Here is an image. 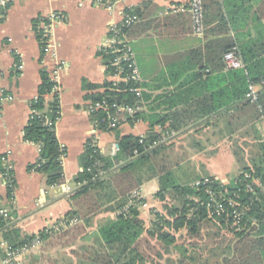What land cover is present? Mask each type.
<instances>
[{"label": "crops", "instance_id": "1", "mask_svg": "<svg viewBox=\"0 0 264 264\" xmlns=\"http://www.w3.org/2000/svg\"><path fill=\"white\" fill-rule=\"evenodd\" d=\"M189 1L109 0L110 4L99 5L95 0H7L6 8L0 12V90L13 100L0 110V160L9 153L16 180L15 201L11 206L14 215L8 229L22 236H36L72 211V193H68L67 187L76 186L80 157L89 140L96 142L104 156L111 155L112 144L118 141L116 134L102 132L92 123L88 97L102 91L104 84L112 80L99 52L109 42V29L122 25L128 10L139 11L128 42L148 96L147 110L155 109L154 113L165 121L154 132L173 133L164 154L173 163L174 180L181 185H193L215 178L227 184L237 178V175L230 178V165L237 164L235 151H229L230 140L240 134L256 141L257 126L264 116L257 118V103H251L246 96L248 106L231 100L229 70L224 60V69L204 64L200 70L186 72L185 64L190 59L193 63L194 56L188 59L185 54L201 49L205 55L206 44L217 45L229 29L228 36L235 38L230 18L242 6L257 8L258 38L259 31L264 29V0H219L221 13L212 0H204V5H212V12L208 24H204L203 36L194 34L193 19L187 10ZM55 12L62 14L64 20L54 25L53 48L45 53L34 22ZM219 14H223L228 27ZM252 32L255 37L256 30ZM62 61L66 66L57 78L61 115L56 134L66 155L62 165L65 190L59 193L56 191L59 185L49 186L43 174L28 170L36 163L39 148L25 141L24 129L32 115L31 102L38 96L41 71L50 74ZM19 63L24 67L22 72L16 70ZM197 73L202 76L199 81L206 85L193 83L180 87L186 76ZM255 86L259 92L260 88ZM232 106L236 107L231 110ZM258 130L264 135L260 127ZM149 131L147 122L131 123L129 118L119 128L121 137L141 138ZM70 181H74L73 187ZM148 186L159 191V179L145 181L137 189L147 191ZM0 205L1 208L9 205L1 169ZM2 243L0 235V264L5 258Z\"/></svg>", "mask_w": 264, "mask_h": 264}, {"label": "trees", "instance_id": "2", "mask_svg": "<svg viewBox=\"0 0 264 264\" xmlns=\"http://www.w3.org/2000/svg\"><path fill=\"white\" fill-rule=\"evenodd\" d=\"M212 1L217 12L221 13L222 7L219 0ZM212 5L207 3L204 5V24L206 25L208 24V15L212 12ZM235 10L236 8H234ZM127 15L138 18L139 11L128 10ZM218 16H221L225 27H228V22L224 20L223 14ZM38 22L39 20L34 22L35 30H37ZM230 22L231 29L235 32V38L228 36L229 29L228 34L223 33L226 37L219 40L217 45L214 42L206 44L205 55L201 49L185 54L188 59L194 56V62L191 63L190 59L185 64V69L186 72L200 70L204 64L224 69V54L233 47H237L245 68L229 70L230 98L235 103H244L248 106L249 102L245 100L248 87L251 83L257 85L260 88L259 100L256 104L257 118H260L264 116V29L259 31L257 38V8L254 10L253 6H242L236 10L234 16L231 15ZM134 25L133 23L128 28L121 25L125 40H129V33ZM253 29L256 30L255 37ZM99 55L103 57L107 74L114 75L115 67L112 64L114 55L111 50L102 49ZM201 77V74L198 73L186 76L185 80L180 83V87L193 83L201 86L206 85V82L199 81ZM54 86L49 74L46 70H42L38 96L31 102L32 115L24 129L25 141L34 143L39 148V157L34 165L29 166L28 170L43 174L49 186L65 184L62 157L66 155V151L61 147L56 134V123L61 115L60 97L55 95L49 98ZM131 87H140L143 90L142 83H121L119 88H115L111 82H106L102 91H98L88 98L93 102L108 99L110 103L118 102L134 108L139 106L140 110L129 118V121L131 123L137 121L148 123L150 131L144 137V144H148L158 138L154 128L158 125L164 126L165 121L154 113L155 109L147 110V94L143 91L142 97L139 99L129 91ZM90 88L96 89L95 86H90ZM235 107L232 106L231 110ZM90 117L98 130L115 133L116 140L120 143V151L111 157L104 156L99 148H93L94 140L91 139L87 142L85 151L80 157L81 171L74 180L75 184H80V186L70 196L73 209L66 217H70L71 220L74 218L77 220L86 219L88 222L89 218L102 211L104 206H108L106 211L111 213L121 210V214L115 218H109L95 234L94 238L98 249H94L92 252L91 262L93 264H137L138 261L144 260L136 246L145 232L144 221L134 206H130L127 213L123 211L130 202L128 194L140 188L145 181L153 178H158L160 183L157 195L163 201L169 195L174 202L169 209L172 219L159 215L161 223L156 224V231L152 230L149 233L165 243V251L163 254H158L161 259L165 255L170 256L173 253L171 247L177 242L174 234L162 231L164 227L167 226L175 232L185 229L191 237H195L200 234L205 223L214 222L218 230L216 236H220L221 231L224 230L233 235V240L230 241L218 264H264V135L259 132L258 126L256 157L251 160V162L254 161V164L247 163L245 158H239L241 173L229 184L224 185L219 180L210 178L211 185L195 188L190 184L181 185L174 180V174L171 171L173 163L164 154L165 145L145 151L146 146L140 144V137L133 135L121 137L120 126L110 128L107 113L103 110L90 114ZM51 122L53 125L49 126ZM232 125L231 123L233 131L235 129L232 128ZM135 151H138L139 156L134 155ZM241 152L238 150L234 154L240 156ZM257 159H259L258 162H255ZM96 163H100L101 166ZM99 168L105 171V175L102 178L94 179ZM0 169L2 170L1 163ZM247 173L261 182H259L260 185L254 186L253 191L247 190V184L251 183V180L245 179ZM207 190H211L227 209L222 216L212 215L215 210L208 207L211 197ZM11 191L10 189L7 191L8 198L11 196ZM229 200L237 203L234 209L230 208ZM233 210L243 214L241 222L236 226H234ZM13 215L14 212L11 210L9 216ZM8 221L0 215L1 236L12 248L23 247L34 239L35 236H22L12 228L5 231ZM40 236L44 242L50 238L47 231L41 232ZM175 249L181 250L180 260L176 262L174 258H168L166 264H186L188 250L178 246ZM33 257L38 259L37 256Z\"/></svg>", "mask_w": 264, "mask_h": 264}, {"label": "rangeland", "instance_id": "3", "mask_svg": "<svg viewBox=\"0 0 264 264\" xmlns=\"http://www.w3.org/2000/svg\"><path fill=\"white\" fill-rule=\"evenodd\" d=\"M258 127L264 131V121L260 122ZM238 150L242 152L240 156H235L237 164L233 163L230 165V178L238 176L241 173V164L238 162L239 158H245L247 163L254 164V161L251 162V160L256 157L257 140L255 141L252 137L243 138L239 134L238 137L230 140L229 148L231 152ZM258 160H255V162H258ZM255 180L257 181V178ZM69 183L70 186H74V181H70ZM147 188V191H143L141 188L139 200L133 204L128 202L125 206V208L130 206L136 207L140 212V217L144 221L145 232L136 244L144 260L138 261L137 264H166L168 258H174L178 262L181 258V250L175 249L176 246L184 247L188 250L186 264H218L222 254L227 250L230 241L233 240V235L224 230L221 231L220 236H216L218 230L214 222L205 223L200 234L195 237H191L185 229L175 232L167 226L164 227L162 231L174 234L177 242L171 247L173 253L170 256L165 255L162 259L159 257L158 254H163V251H165V243L157 239L156 236H151L149 233L152 230L156 231V224L161 223L159 215L172 219L169 209L173 206L174 202L169 195L163 201L157 195L158 191L149 186ZM64 190L65 187L59 185L56 191L60 193ZM132 192L128 194V197H130ZM107 207L104 206L102 211L91 216L88 222L86 219H80L72 226V223L68 224V222L72 221L70 217H64L51 224L49 228L50 238L34 252L35 254L31 253L17 257V264H93L91 262L92 252L94 249H98L96 239L94 238L95 234L99 232L100 227L109 218H115L118 214H121V210L114 214L107 212ZM12 220L8 221L9 224L12 223ZM62 222L64 223L61 224ZM236 225L234 223V226ZM7 226L5 227V231L8 230ZM33 256H37L38 259H35ZM190 258L192 259L190 260Z\"/></svg>", "mask_w": 264, "mask_h": 264}, {"label": "built area", "instance_id": "4", "mask_svg": "<svg viewBox=\"0 0 264 264\" xmlns=\"http://www.w3.org/2000/svg\"><path fill=\"white\" fill-rule=\"evenodd\" d=\"M95 2L99 5H108L110 4L109 1L104 0H95ZM7 6V0H0V12L2 9L6 8ZM109 7V6H108ZM188 12L191 14L193 23H194V34L197 36H203L204 34V17H205V11H204V0H190L188 5ZM64 20V17L60 13H52L48 16L39 18V23L37 26V31L39 34V42L43 48V51L47 53L50 49L53 48L52 45V36H53V28L54 25L58 22H62ZM136 18L126 16L124 19V22L122 24L123 27H130L133 23H135ZM110 39L108 44L103 49H110L113 53V60L112 64L115 67V73L111 76V83L115 88H119V85L121 83H134L138 84L141 83V76L138 71L137 65L134 60L133 53L129 47V42L125 40V37L121 30V25H114L109 29ZM224 64L227 68V70H241L245 68L244 63L242 62L240 56H239V50L237 47H233L231 50L225 53L224 55ZM66 63L60 62L56 68L50 72L49 76L51 81L54 83V88L52 91V94L49 97H53L55 95L60 96V88L57 83V78L59 74L65 69ZM16 70L19 72L23 71V65L17 64ZM130 92L135 94L137 98L142 97L143 90L140 87H131L129 89ZM51 97V98H52ZM246 98L251 103H258L259 100V93L256 90L255 84H250L248 87V92L246 94ZM13 100V97L6 93L4 90H0V110L3 108L5 103L10 102ZM100 110H103L107 113V119L110 124V128H116L117 126H120L122 121L125 119L133 117L138 110H140V107L137 106L136 108L131 106H126L123 104H119L118 102L110 103L108 99H103L101 101H91L88 106V112L90 114H93L95 112H98ZM53 122L49 123V126H52ZM173 136V133L170 132H159L158 138L150 141L148 144H144V137H141L140 144H144L146 146L145 151L156 149L162 145H166L170 142L171 137ZM93 148L97 147L96 142H93L92 145ZM120 151V143L119 141L114 142L112 144V150H111V157H114L118 152ZM101 152V150H100ZM102 153V152H101ZM135 156H139L138 151L134 152ZM65 156L62 157V164L63 159ZM9 153L6 155H3L1 157V167H2V178L5 187L7 188V191L10 189L11 196L8 198L9 205L6 207H3L0 210V215L4 217L5 219L11 220L12 217L9 216L11 212V208L9 206H12L15 201V191H16V180L13 176L12 167L9 164ZM100 163H96V165H99ZM91 171V169H89ZM105 175V171L102 168H99L97 170L96 175L94 176V179L96 178H102ZM246 180H251V183L247 184V190L253 191L255 185H260L259 181L255 180V178L247 173L245 175ZM211 185L210 178L203 179L201 181L195 182L192 186L195 188H200L201 186ZM80 184H77L75 188H69L67 187L68 193H73L76 188H78ZM264 190V188H263ZM207 193L211 197V202L208 204V207L215 210V212L212 213L216 214L217 216H222L226 213V208L221 204L220 201L215 197V194L211 190H207ZM141 197V192L139 190H135L131 193L129 199L131 204H133L135 201L139 200ZM230 208L234 209L237 205L233 200L228 201ZM129 207H126L123 212L127 213ZM235 223L238 225L241 222L242 219V213L237 212L236 210H233ZM68 222V221H66ZM77 218L72 219L71 222H68L70 225L72 223V226L77 223ZM62 222L61 224H63ZM47 233H50V230H46ZM1 233V230H0ZM44 243V240L40 236V234L36 235L33 240L28 242L26 245L20 248H12L10 245L7 244V242L3 241L2 245L5 248V258L3 261V264H17V257H20L25 254H31L36 252Z\"/></svg>", "mask_w": 264, "mask_h": 264}]
</instances>
